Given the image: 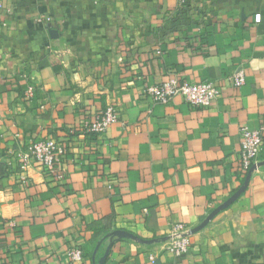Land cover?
<instances>
[{
    "label": "crops",
    "instance_id": "1",
    "mask_svg": "<svg viewBox=\"0 0 264 264\" xmlns=\"http://www.w3.org/2000/svg\"><path fill=\"white\" fill-rule=\"evenodd\" d=\"M189 1L199 14L172 19L176 0H0V264H264V134L246 166L239 135L264 126V0ZM169 72L218 97L152 102ZM106 105L117 121L86 136ZM43 137L64 146L61 178L21 165Z\"/></svg>",
    "mask_w": 264,
    "mask_h": 264
},
{
    "label": "built area",
    "instance_id": "2",
    "mask_svg": "<svg viewBox=\"0 0 264 264\" xmlns=\"http://www.w3.org/2000/svg\"><path fill=\"white\" fill-rule=\"evenodd\" d=\"M199 14L197 5L189 0H176L171 18L183 14ZM256 22L259 15H255ZM37 24H49L52 22L50 16H38L35 18ZM234 86L244 83V75L240 70L226 77ZM143 93L154 103L166 104L175 97H180L184 103L192 108H205L210 106L218 97V86L214 81L190 82L182 80L175 73L169 72L164 80L158 84H145ZM27 97L33 96V91H26ZM116 108L106 105L93 114L91 118H85L81 124V130L86 136H96L104 133L110 125L117 121ZM264 134V126L250 129L247 126L240 128V158L244 166L256 163L261 151V140ZM64 151V146L53 137L37 138L19 156L22 167L29 161L39 164L43 173L47 176L62 177L57 168L59 156ZM26 178L24 177L23 180ZM165 251L175 258L186 255L190 250V234L182 224H176L168 233L165 240ZM73 261H79L82 252L79 248L71 249L68 253ZM152 259V258H151Z\"/></svg>",
    "mask_w": 264,
    "mask_h": 264
},
{
    "label": "water",
    "instance_id": "3",
    "mask_svg": "<svg viewBox=\"0 0 264 264\" xmlns=\"http://www.w3.org/2000/svg\"><path fill=\"white\" fill-rule=\"evenodd\" d=\"M234 197H235V196H233V197L231 198L230 201H232ZM230 201H229V202H230ZM115 233H116L117 236H124V235H126V233L121 232V231H117V232H115ZM105 256H106V253H105L104 256L100 259L99 264H102V263H103V260H104Z\"/></svg>",
    "mask_w": 264,
    "mask_h": 264
},
{
    "label": "trees",
    "instance_id": "4",
    "mask_svg": "<svg viewBox=\"0 0 264 264\" xmlns=\"http://www.w3.org/2000/svg\"><path fill=\"white\" fill-rule=\"evenodd\" d=\"M107 220V218H104V222Z\"/></svg>",
    "mask_w": 264,
    "mask_h": 264
}]
</instances>
